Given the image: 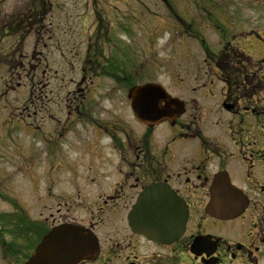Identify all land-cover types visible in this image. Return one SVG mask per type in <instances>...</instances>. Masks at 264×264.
<instances>
[{
  "label": "flooded vegetation",
  "instance_id": "af4514ba",
  "mask_svg": "<svg viewBox=\"0 0 264 264\" xmlns=\"http://www.w3.org/2000/svg\"><path fill=\"white\" fill-rule=\"evenodd\" d=\"M41 4L27 17L4 12L0 18L1 95L13 90L14 72L37 65L34 57L47 67L50 29L43 17L46 3ZM252 19L231 27L241 33L240 40L262 47L259 56L238 45L204 49L212 71H204L208 80L172 82L179 92L165 86L178 104H169L168 116L160 121H142L130 109L129 89L147 81L124 74L120 82L117 73L103 71L97 63L103 54L88 40L81 71L94 79L111 78L125 89L120 102L129 117L93 118L98 103L92 95L67 106V123L50 117L58 123L53 134L61 143L79 120H88L85 136H93L88 155L99 153V159L68 166L69 178L59 183L45 174L37 224L26 218L23 207L17 215L8 212L7 231L0 230V264H24L42 237L64 223L83 226L97 239L89 257L74 264H264V27ZM73 33L66 46L71 57L78 53ZM56 46L62 50L61 43ZM83 102L91 105L86 113L79 108ZM138 199L147 201L144 213L158 233L153 237L128 223ZM224 200L230 202L226 215L212 209Z\"/></svg>",
  "mask_w": 264,
  "mask_h": 264
},
{
  "label": "rangeland",
  "instance_id": "374dc122",
  "mask_svg": "<svg viewBox=\"0 0 264 264\" xmlns=\"http://www.w3.org/2000/svg\"><path fill=\"white\" fill-rule=\"evenodd\" d=\"M41 2L46 3L43 17L50 29L47 67L38 64L36 56L32 62L37 65L14 72L13 90L1 95L0 87V230L3 233L7 231L3 225L7 224L8 212L17 215L16 210L22 207L26 218L37 224L44 200L45 174L59 183L69 178L68 166L78 162L86 165L99 159V153L88 155L93 143L92 134L85 136L91 128L88 120H79L73 131L64 134L67 141L61 143L57 134H53L58 123L50 121V117L67 123V106L74 104L75 98L91 95L98 103L93 118L103 121L108 117H129L127 107L120 102L125 89L115 86L111 78L94 79L89 72L81 71L88 40L103 54L97 61L100 68L117 73L120 82L125 80L124 74H131L132 81H153L176 92L179 90L172 82L208 80L204 71L212 73L207 66H211L209 59L203 53L207 48L201 41L212 52L222 44L252 48L256 56L262 50L256 42L240 40L241 33L231 25L239 27L235 23L240 22L246 26L253 16L255 26L264 27V0H0V18L4 12L27 17L43 7ZM68 25L69 32L62 34ZM232 32L235 37L230 38ZM72 33V40L78 46L74 52L78 53L70 57L66 46ZM226 37L231 41L222 40ZM33 39L31 35L30 40ZM58 43L62 50H56ZM2 74L3 70L0 85ZM89 107L87 102L79 106L85 113ZM99 110L101 113L97 114ZM73 133L78 137L71 138ZM69 146L71 150L66 151ZM100 153L102 156L104 151ZM3 238L10 240L5 234ZM2 256L0 252V262Z\"/></svg>",
  "mask_w": 264,
  "mask_h": 264
},
{
  "label": "water",
  "instance_id": "95a60500",
  "mask_svg": "<svg viewBox=\"0 0 264 264\" xmlns=\"http://www.w3.org/2000/svg\"><path fill=\"white\" fill-rule=\"evenodd\" d=\"M131 107L134 115L142 121H156L168 116L169 104H177V100L168 96L165 90L158 84L147 83L133 89ZM165 102L163 107L161 101ZM146 200L141 199L136 203L134 210L129 215V223L132 227L153 237L156 231L151 232L154 220L144 213L143 206ZM221 206L223 215L229 211V201L224 200ZM164 203V202H163ZM216 200L213 199L215 205ZM216 209V207H212ZM94 236L79 226L63 224L54 227L46 234L25 264H71L86 257L95 249Z\"/></svg>",
  "mask_w": 264,
  "mask_h": 264
}]
</instances>
